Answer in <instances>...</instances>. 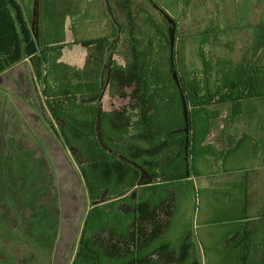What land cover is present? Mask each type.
I'll return each instance as SVG.
<instances>
[{"label": "trees", "instance_id": "16d2710c", "mask_svg": "<svg viewBox=\"0 0 264 264\" xmlns=\"http://www.w3.org/2000/svg\"><path fill=\"white\" fill-rule=\"evenodd\" d=\"M109 1L110 33L76 42L84 46L94 44L97 49L90 54V62L87 60L90 65L87 63L78 71L57 62L63 41L44 40L42 0H32L29 20L17 0H0V73L29 59L46 94L43 108L51 127L63 138L86 183L91 203L72 264H152L154 252L149 249L166 232L177 205L175 192L177 188L182 191L191 176L193 112L199 117H216L221 106L227 104L230 114L236 115L241 108L229 103L252 97L264 103V83L255 84L256 72L264 74V21L256 20L253 4L257 0H239L245 1L243 11L237 10L239 6L234 0L233 13L202 12L196 0H181L182 6L173 5L170 0ZM231 31L232 41L216 43L218 34L230 37ZM195 40L199 43V69L188 63L191 58L186 47ZM118 43L125 46L124 60L131 58L126 65L118 64L113 57L115 49H121ZM150 55L166 57L165 78H160L162 73L151 62ZM234 60L242 63L232 65ZM58 72L68 81L72 76L80 79L85 75L93 81L53 84L50 76ZM111 85L122 88V95L128 100L107 111L102 98ZM167 135L172 136L171 141L180 135V140L171 143L172 164L165 175L158 172L155 164L151 167L153 161L144 155L156 153L161 145L156 144L157 139ZM137 139L143 143L139 145ZM138 154L140 159L136 158ZM3 158L6 189L0 194V238L5 213L13 204L21 209L13 198L21 197L23 192L26 203L37 215L35 218L32 212L27 219V227H31L28 239L36 238L40 245V232L52 231L54 225L48 226L52 222L47 219L50 207L45 202L40 212L36 210L43 204L38 200L41 195L33 205V190L26 188L27 181L41 177V173H34L39 169V159L15 158L27 174L23 181L17 179L15 161L8 156ZM165 182L170 186L162 187ZM201 191L207 194L204 200L214 194L208 189ZM213 191L220 196L249 195L247 187ZM31 216L37 225L31 226ZM192 235L188 225L183 246L194 244ZM170 244L165 242L163 247Z\"/></svg>", "mask_w": 264, "mask_h": 264}, {"label": "rangeland", "instance_id": "374dc122", "mask_svg": "<svg viewBox=\"0 0 264 264\" xmlns=\"http://www.w3.org/2000/svg\"><path fill=\"white\" fill-rule=\"evenodd\" d=\"M51 1L55 0H47L43 12V38L45 41L54 43L63 41L61 49H58L60 53L57 62L73 63L74 65H69L79 71L85 64L87 65V60L89 61L91 55L86 54L84 56L82 47L73 44L99 34H107L110 28L107 17H105L106 14L103 12L102 5L99 8L94 6L97 13L69 14L62 11L56 13L53 11L55 7L51 5L52 3H48ZM58 1L65 2V0ZM22 9L26 19L29 20L31 8L25 4ZM60 9L64 10L65 6H61ZM84 9L88 11V7L84 6ZM88 17L91 18V21ZM54 45L59 46L57 43ZM186 48L191 58V61L188 62L189 66L199 69L201 62L196 54L198 46L192 42ZM123 50H125L124 45L120 51ZM122 55L121 53V57H123ZM152 57L153 55H150L151 62H154L162 73L160 78H165L168 69L166 57L164 59ZM130 59L129 57L127 60L118 59L117 61L120 65H126ZM239 63L242 62L234 60L232 65ZM88 64L90 65V63ZM232 67L235 69L234 66ZM50 78L53 84L78 83L83 80V82L91 83L93 81L87 75L80 77V79L72 76L68 81L65 75L61 76L60 72L56 73V76H50ZM122 92H124L122 88L112 85L110 89H106L102 98L103 108L109 111L120 104H126L128 99L123 97ZM45 96L43 85L35 77L34 69L27 59L0 73V194L6 189L3 181L4 163L6 161L3 156H8L10 160L15 161L13 169L17 174V179L19 180L20 177L23 181L26 180L27 174L23 168L18 166L15 158L18 157L23 161H33V158L39 159L40 171L36 169L34 173H41V177L38 178L40 183L38 180L35 181L37 177L35 176L31 181H27L30 182L29 184L26 182L28 186L26 188L33 190V205H36L39 200V202H45L50 207L48 211L50 217L47 219L52 223H49L48 226L54 225L52 231L46 229L40 232V245L42 247L38 243L36 244V238H33L34 240L28 239L31 234V227H27V219L32 212H34L35 218L37 215L35 209L26 203L27 200L24 199L23 192L21 197L14 196L13 199L21 209L19 210L13 204L14 207L10 205V210L5 213L2 222L3 237L0 238V264H72L84 219L90 207L88 189L80 169L63 138L51 127L48 113L43 108L46 103ZM253 98L255 97L250 98V100ZM244 104L247 105L246 101ZM222 106L218 116L223 114ZM199 116L201 115L193 112V118ZM203 125L199 124L198 127L202 129ZM207 127L209 125H206ZM108 128L106 127L107 130ZM137 142L139 143L138 139ZM208 183L207 177L202 178L201 184ZM161 185L168 187L170 183L165 182ZM40 186L45 189L42 190ZM183 187L182 191L179 192L180 188H177V192H175L177 205L170 222L173 227L169 232L172 237L178 235V228L179 226L181 228L185 221L187 224L190 223L192 232L195 233L197 216L203 209L204 197H207L206 192L197 188V181L188 183ZM17 189L16 187L15 191ZM39 195H41L40 198L36 200ZM44 206V203L38 205L36 210L40 212L39 208L42 209ZM47 219L45 220L48 222ZM29 221H31V226L35 223L38 224L32 216ZM48 230L51 232L49 231V233ZM199 241L195 238V244H201Z\"/></svg>", "mask_w": 264, "mask_h": 264}, {"label": "crops", "instance_id": "0c3cea01", "mask_svg": "<svg viewBox=\"0 0 264 264\" xmlns=\"http://www.w3.org/2000/svg\"><path fill=\"white\" fill-rule=\"evenodd\" d=\"M17 1L22 8L27 4L32 11V0ZM208 1H210L209 4H207ZM109 2V0H65L62 3L55 0L48 3H52L51 5L55 7L54 12L62 11L69 14L97 13L94 6L99 8L102 5L108 20ZM163 2L166 1L163 0ZM170 2L176 6L183 5L181 0H170ZM244 3L245 1L237 0L239 6L237 10L243 11L246 5ZM195 4H199L201 11L206 13L234 12V0H196ZM46 5L47 0H42L43 12ZM61 6H65V9H60ZM84 6L88 7V11L84 9ZM205 6L209 9H204ZM253 11L257 14V21H264V0H257L253 4ZM88 19L91 21L90 17ZM109 33L110 31L107 34ZM107 34H99L83 41ZM233 35V31L230 32V37L218 34L216 43H227L228 39L232 41ZM242 39L246 42L244 37ZM193 43L199 47L196 40ZM73 45H80L84 56L97 52V49L93 48L94 44L84 46L74 42ZM118 46H121L120 43ZM121 53L123 54L117 48L113 57L122 60L124 58L121 57ZM26 59L29 61L28 58ZM256 76L258 80L255 84L263 86V72H256ZM229 105L240 107L241 111L229 116L230 112L227 111L229 106L226 104L223 105L224 111L221 116L197 117L192 120L189 145L191 176L186 181L189 184L197 181L198 189H208L214 193L203 201V209L196 221V231L191 237L194 244L182 245L190 223L187 225L185 221L181 228L179 226L178 235L174 237L169 235L173 227L169 224L166 232L157 237L149 249L154 252L151 255L152 264H264V116H261L264 103L255 97L253 100L244 99ZM199 124H204L202 129L198 127ZM206 125L209 127L206 128ZM171 139L172 136L169 135L157 139L156 144H161L158 151L154 154L146 152L144 155L147 160L153 161L152 164L150 163L151 167L155 164L158 172L162 174L168 173L171 169L169 150L171 143L176 144L180 140V135L174 136L172 141ZM141 143L143 142L139 141L138 144L141 145ZM144 145L147 149L150 147L147 141ZM137 157L140 159L139 154ZM175 157L176 154L173 155V158ZM204 177L208 178V184H201ZM243 187H247L248 196H220L218 191H213ZM195 238L200 240L201 244H195ZM165 242L171 243V246L164 248Z\"/></svg>", "mask_w": 264, "mask_h": 264}]
</instances>
